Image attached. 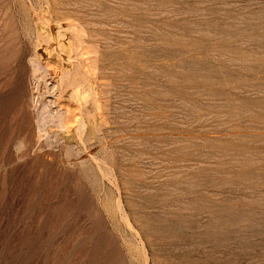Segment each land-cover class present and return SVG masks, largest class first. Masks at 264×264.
Returning <instances> with one entry per match:
<instances>
[{
  "label": "rangeland",
  "instance_id": "374dc122",
  "mask_svg": "<svg viewBox=\"0 0 264 264\" xmlns=\"http://www.w3.org/2000/svg\"><path fill=\"white\" fill-rule=\"evenodd\" d=\"M263 165L264 0H0V264H264Z\"/></svg>",
  "mask_w": 264,
  "mask_h": 264
},
{
  "label": "bare ground",
  "instance_id": "6f19581e",
  "mask_svg": "<svg viewBox=\"0 0 264 264\" xmlns=\"http://www.w3.org/2000/svg\"><path fill=\"white\" fill-rule=\"evenodd\" d=\"M79 70V69H78ZM75 71H76V68H75ZM77 72V71H76ZM76 74V73H75ZM73 78V77H72ZM68 81V80H67ZM227 94V93H226ZM246 132H247V130H246ZM254 161V160H253ZM249 163V162H248ZM264 166V165H263ZM261 169V168H260ZM235 207V206H234Z\"/></svg>",
  "mask_w": 264,
  "mask_h": 264
}]
</instances>
